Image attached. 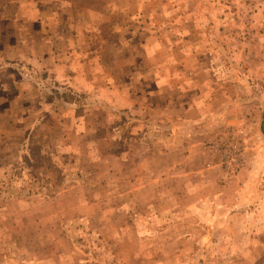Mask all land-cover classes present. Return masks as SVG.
<instances>
[{"label":"rangeland","instance_id":"1","mask_svg":"<svg viewBox=\"0 0 264 264\" xmlns=\"http://www.w3.org/2000/svg\"><path fill=\"white\" fill-rule=\"evenodd\" d=\"M0 264H264V0H0Z\"/></svg>","mask_w":264,"mask_h":264},{"label":"built area","instance_id":"2","mask_svg":"<svg viewBox=\"0 0 264 264\" xmlns=\"http://www.w3.org/2000/svg\"><path fill=\"white\" fill-rule=\"evenodd\" d=\"M221 151L223 152L221 158L222 162L228 164L229 166H239L242 154L238 145L224 143L223 146H221Z\"/></svg>","mask_w":264,"mask_h":264},{"label":"crops","instance_id":"3","mask_svg":"<svg viewBox=\"0 0 264 264\" xmlns=\"http://www.w3.org/2000/svg\"><path fill=\"white\" fill-rule=\"evenodd\" d=\"M204 73H207V71H204ZM163 81L165 82L164 78H161V77L157 78V84L159 85V87H161L160 83ZM170 83H171V80H170ZM172 88L173 90H178L179 92L185 91V89H183V85L182 84L178 85V82L176 84L174 82V85ZM178 104L180 105L181 103L180 102H176V104L174 103L175 107H179ZM199 105H202V104H199Z\"/></svg>","mask_w":264,"mask_h":264}]
</instances>
